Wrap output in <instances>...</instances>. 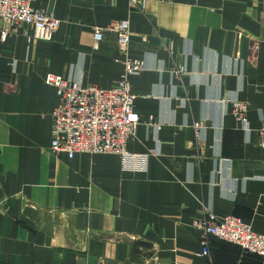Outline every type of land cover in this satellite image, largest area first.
I'll use <instances>...</instances> for the list:
<instances>
[{"label":"crops","instance_id":"0c3cea01","mask_svg":"<svg viewBox=\"0 0 264 264\" xmlns=\"http://www.w3.org/2000/svg\"><path fill=\"white\" fill-rule=\"evenodd\" d=\"M33 8L61 25L50 41H29L27 27L6 41L0 33V264H264L215 238L210 257H199L192 227L208 209L264 234V0H146L143 12L128 0H35ZM124 19L128 56L147 67L130 79L141 123L127 143L132 153L156 152L146 173L124 172L116 155L51 151L59 100L46 78L115 86ZM231 100L248 105L249 132Z\"/></svg>","mask_w":264,"mask_h":264},{"label":"built area","instance_id":"2783aa9c","mask_svg":"<svg viewBox=\"0 0 264 264\" xmlns=\"http://www.w3.org/2000/svg\"><path fill=\"white\" fill-rule=\"evenodd\" d=\"M35 0H0V33L3 41L19 33L22 27L33 32L29 41H50L59 29L61 21L53 14L35 10ZM132 9L143 12L146 0H128ZM117 46L123 57V74L110 89L96 86H84L73 77L50 75L45 83L56 89L58 105L52 112L51 151L55 155L66 153L70 159L77 154H111L120 157L124 172L146 173L154 151L132 153L127 143L137 135L141 123L135 112L136 95L132 92L131 77L140 75L147 69L142 60L129 58L131 43V22L120 21L116 27ZM105 29L98 27L94 31V41L103 42ZM143 42H147L143 38ZM232 104V113L244 131H250L247 119L248 105L238 100ZM149 126L160 130L154 117ZM199 141L205 137L203 125L197 126ZM261 147L264 149V128L260 130ZM192 227L201 233V258L210 257V239L230 243L241 248L244 256L252 255L264 258V234L257 233L252 226L241 218L229 215L217 217L206 209L204 217L192 223Z\"/></svg>","mask_w":264,"mask_h":264}]
</instances>
